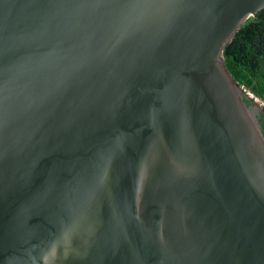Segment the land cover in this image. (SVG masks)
<instances>
[{"label": "water", "instance_id": "water-1", "mask_svg": "<svg viewBox=\"0 0 264 264\" xmlns=\"http://www.w3.org/2000/svg\"><path fill=\"white\" fill-rule=\"evenodd\" d=\"M264 0H0V264H264V135L223 49Z\"/></svg>", "mask_w": 264, "mask_h": 264}, {"label": "trees", "instance_id": "trees-1", "mask_svg": "<svg viewBox=\"0 0 264 264\" xmlns=\"http://www.w3.org/2000/svg\"><path fill=\"white\" fill-rule=\"evenodd\" d=\"M223 60L234 81L264 101V8L239 27L223 49ZM256 118L264 135V106Z\"/></svg>", "mask_w": 264, "mask_h": 264}, {"label": "built area", "instance_id": "built-area-1", "mask_svg": "<svg viewBox=\"0 0 264 264\" xmlns=\"http://www.w3.org/2000/svg\"><path fill=\"white\" fill-rule=\"evenodd\" d=\"M240 88H241V91L245 94V97H247L249 100H251L255 104H258L261 108L262 106H264V101L261 100L259 97H257L248 88L244 87L243 85H240Z\"/></svg>", "mask_w": 264, "mask_h": 264}, {"label": "rangeland", "instance_id": "rangeland-1", "mask_svg": "<svg viewBox=\"0 0 264 264\" xmlns=\"http://www.w3.org/2000/svg\"><path fill=\"white\" fill-rule=\"evenodd\" d=\"M256 105H257L256 107H257L259 110H261V107H260L258 104H256Z\"/></svg>", "mask_w": 264, "mask_h": 264}, {"label": "flooded vegetation", "instance_id": "flooded-vegetation-1", "mask_svg": "<svg viewBox=\"0 0 264 264\" xmlns=\"http://www.w3.org/2000/svg\"><path fill=\"white\" fill-rule=\"evenodd\" d=\"M250 101V100H249Z\"/></svg>", "mask_w": 264, "mask_h": 264}]
</instances>
